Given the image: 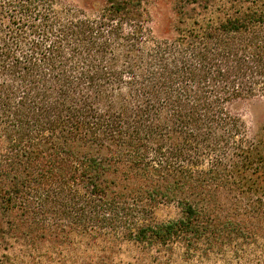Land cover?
Segmentation results:
<instances>
[{
  "label": "trees",
  "instance_id": "trees-1",
  "mask_svg": "<svg viewBox=\"0 0 264 264\" xmlns=\"http://www.w3.org/2000/svg\"><path fill=\"white\" fill-rule=\"evenodd\" d=\"M149 1L0 0V234L29 264H264V125L233 110L264 100V0H179L167 36Z\"/></svg>",
  "mask_w": 264,
  "mask_h": 264
},
{
  "label": "rangeland",
  "instance_id": "rangeland-1",
  "mask_svg": "<svg viewBox=\"0 0 264 264\" xmlns=\"http://www.w3.org/2000/svg\"><path fill=\"white\" fill-rule=\"evenodd\" d=\"M179 0H150L148 9L151 12L155 31L158 36H167L175 23V6ZM65 2L91 9L93 11L102 6V0H65ZM233 110L238 113L251 132H257L264 125V100L253 99L237 102ZM180 216V210L174 204H163L155 208L154 217L162 222ZM0 234V264H29L27 255L30 251L19 242L13 240L2 241ZM84 250V249H82ZM42 252H47L42 250ZM138 249L130 244L122 245L113 255L94 256L90 264H148L137 261ZM89 253L85 254L88 255Z\"/></svg>",
  "mask_w": 264,
  "mask_h": 264
}]
</instances>
